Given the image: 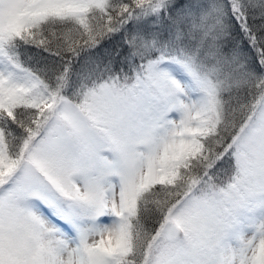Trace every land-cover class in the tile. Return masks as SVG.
Segmentation results:
<instances>
[{
  "label": "snow or ice",
  "instance_id": "6c2138e0",
  "mask_svg": "<svg viewBox=\"0 0 264 264\" xmlns=\"http://www.w3.org/2000/svg\"><path fill=\"white\" fill-rule=\"evenodd\" d=\"M0 264H264V0H0Z\"/></svg>",
  "mask_w": 264,
  "mask_h": 264
}]
</instances>
